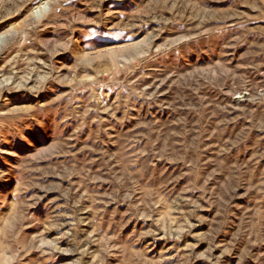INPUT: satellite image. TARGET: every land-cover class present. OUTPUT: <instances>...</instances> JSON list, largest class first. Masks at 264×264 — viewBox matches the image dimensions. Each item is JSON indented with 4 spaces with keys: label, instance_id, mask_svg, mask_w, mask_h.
I'll return each instance as SVG.
<instances>
[{
    "label": "rangeland",
    "instance_id": "374dc122",
    "mask_svg": "<svg viewBox=\"0 0 264 264\" xmlns=\"http://www.w3.org/2000/svg\"><path fill=\"white\" fill-rule=\"evenodd\" d=\"M0 264H264V0H0Z\"/></svg>",
    "mask_w": 264,
    "mask_h": 264
},
{
    "label": "bare ground",
    "instance_id": "6f19581e",
    "mask_svg": "<svg viewBox=\"0 0 264 264\" xmlns=\"http://www.w3.org/2000/svg\"><path fill=\"white\" fill-rule=\"evenodd\" d=\"M43 11H44V10H41V11L38 13V15H41V14L43 13Z\"/></svg>",
    "mask_w": 264,
    "mask_h": 264
}]
</instances>
